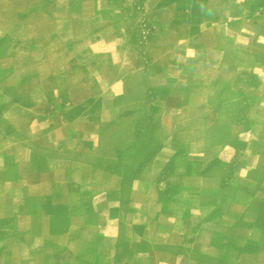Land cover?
<instances>
[{"label":"crops","instance_id":"1","mask_svg":"<svg viewBox=\"0 0 264 264\" xmlns=\"http://www.w3.org/2000/svg\"><path fill=\"white\" fill-rule=\"evenodd\" d=\"M59 1L0 0V94L21 95L0 105V264H264V36L247 21L229 26L230 65L246 82L255 76L246 94L263 99L262 117L225 121L214 149L167 137L136 167L138 157L127 163L100 148L92 121L72 115L78 106L56 118L66 107L51 101L48 124L31 115L46 103L30 96L61 93L29 86L61 27L31 21ZM94 36L67 44L92 47ZM257 43L263 60L249 51ZM239 52L254 63L239 65ZM160 123L164 133L175 124Z\"/></svg>","mask_w":264,"mask_h":264},{"label":"rangeland","instance_id":"2","mask_svg":"<svg viewBox=\"0 0 264 264\" xmlns=\"http://www.w3.org/2000/svg\"><path fill=\"white\" fill-rule=\"evenodd\" d=\"M46 12L44 20L35 18L31 26H61L59 45L49 49L52 55L47 61L31 65L39 76L29 82L31 88L61 90L54 96L29 98L31 105L46 103V111L31 110L33 117L45 119L46 124L51 101L66 107L55 113L56 118L78 106L72 115L92 121L93 140L100 148L108 147L114 156L126 154L123 161L127 163L138 157L137 167L146 164L167 137L172 136L178 147L195 140L203 142L196 149H214L224 142L225 121H240L247 114L262 117L256 107L263 99L246 94L255 76L246 82L239 78L245 71L237 75L230 65L236 31L229 26L247 21V26H256L261 41L264 0H60L47 5ZM15 23L24 26L16 18ZM206 26L223 28L214 31ZM91 31L94 46L67 44L85 34L89 37ZM260 47L257 43L249 51L263 60ZM233 54L243 67L254 63L246 52ZM6 95L0 94V105L21 97ZM163 117L175 122L168 133L160 131ZM51 128L45 127L44 133H51ZM156 137L159 141L153 143Z\"/></svg>","mask_w":264,"mask_h":264}]
</instances>
